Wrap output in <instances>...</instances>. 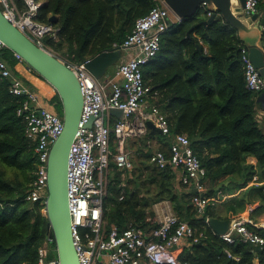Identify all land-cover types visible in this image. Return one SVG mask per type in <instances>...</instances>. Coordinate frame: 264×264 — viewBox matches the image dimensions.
<instances>
[{"label": "trees", "instance_id": "trees-1", "mask_svg": "<svg viewBox=\"0 0 264 264\" xmlns=\"http://www.w3.org/2000/svg\"><path fill=\"white\" fill-rule=\"evenodd\" d=\"M14 1L20 10L28 8L25 0ZM35 1L44 2L36 19L59 29L58 38L46 36L43 45L63 60L76 63L124 42L137 19L156 5V0ZM258 2V12L264 14V0ZM209 11L202 7L162 36L161 49L143 68L144 79L158 97L156 103L168 119L170 135H188L201 159L207 180L204 195L214 198L218 191L233 193L248 187L238 206L245 205L246 196L248 204H253L254 196L261 203L255 211L263 213L264 130L258 110L260 93L246 86L242 61L245 43L238 30L219 15L202 24L211 17ZM53 15L57 19L50 21ZM262 40L264 43V29ZM0 58L15 76L33 87L17 71L19 61L11 49L1 50ZM11 85V80L0 71V264H38L39 248L47 240L48 218L40 201L27 199L36 178L38 156L36 144L26 135L24 116L18 114L25 96L13 94ZM52 102L56 108L47 106L53 112L58 106L62 108L55 98ZM250 157L256 158L257 163L249 162ZM255 176L258 184L250 185ZM135 181L138 184L124 189V196L118 180L109 182L103 205V221L108 230L113 225L122 230L130 223L148 230L152 224L147 217H153V205L169 200L178 216L195 229L190 245L179 256L182 264H256L255 260L264 264V244L257 246L239 240L228 243L212 230L206 219L221 217L215 206L199 213L192 200L196 193L176 187L173 167L154 165L145 179ZM250 227L264 237V227ZM195 237L198 242L193 241ZM226 249L239 259L230 257ZM50 257H57L55 243Z\"/></svg>", "mask_w": 264, "mask_h": 264}, {"label": "built area", "instance_id": "built-area-1", "mask_svg": "<svg viewBox=\"0 0 264 264\" xmlns=\"http://www.w3.org/2000/svg\"><path fill=\"white\" fill-rule=\"evenodd\" d=\"M28 8L20 10L14 0H0V8L5 16L28 37L43 45L46 36L58 38V28L36 19L44 2L25 0ZM258 0H246L245 13L258 12ZM173 12L164 0H156V5L144 16L137 19L132 32L124 42L115 43L113 48L132 50V54L119 61L112 75L97 79L86 67L90 59L82 63L64 60L79 81L83 94V108L78 130L72 143L68 160V195L72 216V231L80 264H182L178 246L184 238L191 239L195 229L189 222L174 213H166L158 223L152 216L147 217L151 227L130 223L119 229L113 225L107 229L103 221L104 199L108 194L107 172L113 157L118 168L131 170L133 161L125 145L129 138L145 135L147 122L152 121L165 135L171 134L170 124L158 104H149L152 88L145 82L143 68L161 49L162 36L169 32ZM209 16L212 12L209 11ZM6 47L0 39V51ZM15 57L24 63L22 57ZM242 61L249 90L263 93L264 78L250 58L249 50L242 49ZM3 77L12 80L11 92L25 96L18 114L26 122V135L36 144L38 156L36 178L27 199L42 204L48 194V160L53 142L61 134L63 118L44 105L43 97L23 79L15 76L6 61L0 58ZM147 107L149 108L147 110ZM113 108L123 111L122 118L111 125ZM93 118L92 124L90 121ZM112 134L117 140V152L111 148ZM150 161L158 168H182V184L197 192L193 205L199 213L217 199L207 197L206 170L201 159L195 154L191 140L186 134H176L170 145L169 154L158 150L152 153ZM255 176L252 184H258ZM207 223L209 218L206 219ZM250 226L259 228L264 224L250 218L231 220L230 231L220 235L228 243L237 240L262 246L264 237ZM194 242H198L195 237ZM53 238L47 236L39 248L38 264H59L58 257H50ZM55 249V248H54ZM230 257L239 259L226 249Z\"/></svg>", "mask_w": 264, "mask_h": 264}, {"label": "water", "instance_id": "water-1", "mask_svg": "<svg viewBox=\"0 0 264 264\" xmlns=\"http://www.w3.org/2000/svg\"><path fill=\"white\" fill-rule=\"evenodd\" d=\"M179 21L192 17L202 7L212 12L207 24L217 15L238 30L240 38L255 66L264 78V14L245 13L246 0H164ZM56 15L50 21H55ZM173 27L174 23H170ZM0 39L6 47L19 54L29 70H33L55 90L56 102H61L63 108V130L53 142L48 160V194L43 202L48 218L49 238L55 241L59 264H80L75 247L72 216L68 195V160L72 143L75 139L83 108V94L75 72L53 50L36 43L16 25H14L0 8ZM122 58L120 48H112L86 63L87 69L97 78L109 76L110 69ZM12 82V80H11ZM259 101L264 102V92L259 95ZM112 114L123 116L121 109L113 108ZM93 118L90 121L92 124ZM148 127L154 134H163L154 122L148 121ZM212 230L222 235L230 231L231 219L209 218Z\"/></svg>", "mask_w": 264, "mask_h": 264}, {"label": "crops", "instance_id": "crops-1", "mask_svg": "<svg viewBox=\"0 0 264 264\" xmlns=\"http://www.w3.org/2000/svg\"><path fill=\"white\" fill-rule=\"evenodd\" d=\"M171 20L173 22H178V17L172 13L171 14ZM126 53V57H129L132 54V50H122V56ZM119 63V62H118ZM117 63V64H118ZM112 67V70L109 71V75H112L115 71V68L117 66ZM16 69L21 75L22 78L29 81L34 89L39 91V93L43 97L44 105H50L52 103V100H54L56 95V90L44 79L39 77L37 74H35L32 70H29L25 63L18 62L16 65ZM107 76H104L102 79H106ZM158 97L153 93L148 98L149 104H157ZM259 115L261 117V126L264 130V102L259 101ZM159 105V104H158ZM48 107V106H47ZM149 108L147 107V110ZM122 117H119L115 114L111 113V125L115 123L118 119ZM148 126V125H147ZM175 135H170L169 137H166L165 134H154L152 133L151 129L148 127V132L145 135H139L131 137L127 140L125 149L127 152L130 153L132 161H133V168L131 170L126 169H120L118 168L114 158H111L110 167L107 172V188L109 182H112L113 180L119 181V186L123 188L122 196H124L125 190L129 187L130 189L134 186L135 182L136 184L138 178L143 180L147 177L148 171L151 169L152 166H154L150 161V155L158 150L167 152L169 154L170 145L172 144V141L174 139ZM111 148L114 154L117 152V140L115 135L112 136L111 139ZM249 162L256 164L257 160L254 157H250L248 159ZM149 169H146L148 168ZM175 172L177 174V181H176V187L179 190H182L183 192L189 193L193 192L196 193L197 191L195 189H189L185 185L182 184L181 181V175L183 173L182 168H174ZM133 173L135 175H133ZM256 178H258L256 176ZM228 184V183H227ZM252 185V183H250ZM248 187H244L242 189H238L233 191V193H224L222 191H218L215 199H217V202L214 204L217 213L221 217H217L219 219H236V218H250L256 223L264 224V222H259V220L262 219L263 213H257L255 210L258 206L261 205L258 198H254L253 196V204H248L249 198L246 196V203L243 207L238 206L239 201L241 198L244 197L246 190ZM125 189V190H124ZM152 211L154 212L153 218H155L156 223L159 222V220L166 214V213H174L178 215L175 211L174 205L169 200H164L161 202L156 203L152 207ZM210 218V217H208ZM190 245L189 239L184 238L182 240V243L178 246V253L179 256L183 252V250ZM256 264H258V260H255Z\"/></svg>", "mask_w": 264, "mask_h": 264}, {"label": "rangeland", "instance_id": "rangeland-1", "mask_svg": "<svg viewBox=\"0 0 264 264\" xmlns=\"http://www.w3.org/2000/svg\"><path fill=\"white\" fill-rule=\"evenodd\" d=\"M176 23H177V22H175L174 26L176 25ZM174 26H173V28H174ZM125 57H126V53L124 52V54H123L121 60L124 59ZM111 70H112V68H111ZM111 70H110V71H111ZM50 106H52L53 108H56V107H55L56 104L53 103V102L50 103ZM53 108H52V111H53ZM57 108H58V110H56L57 112H56V111H55V112L58 113V114L62 117V115H63V109L60 108V106H58ZM260 119H261V118H260ZM43 212H44V214H46L45 209L43 210ZM259 222H264V214L262 215V219L259 220Z\"/></svg>", "mask_w": 264, "mask_h": 264}]
</instances>
